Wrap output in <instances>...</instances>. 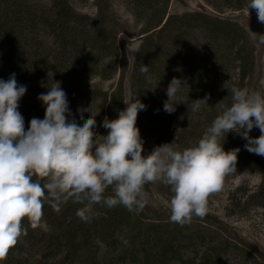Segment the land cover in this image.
Here are the masks:
<instances>
[{
    "label": "trees",
    "instance_id": "trees-1",
    "mask_svg": "<svg viewBox=\"0 0 264 264\" xmlns=\"http://www.w3.org/2000/svg\"><path fill=\"white\" fill-rule=\"evenodd\" d=\"M59 1L42 4L0 0V80L7 81L14 73L17 84L27 86L18 108L25 130L32 118H44L45 106L37 97L56 85L67 95L72 113L69 119L75 118L82 125L78 108L100 110L94 131L98 136L107 135L108 130L101 126L103 119H116L118 111L126 108L127 78L130 100L139 99L146 106L138 112L136 121L142 141L155 146L174 142L178 150H183L194 145L211 126L219 114L217 103L222 99L230 103L228 90H222L226 81L248 90L256 85V45L244 23L224 15L227 10H247L248 0H204L211 10L199 6L182 14L169 13L171 0H123L135 22L142 23L132 67L120 36L134 37V32L113 12V0H97V12L92 17L70 10L68 4ZM71 15L88 17V24L83 30L78 24L71 26ZM46 35L52 38L48 41ZM142 65L148 66L147 76L140 72ZM174 77L187 82L178 93L177 103L208 96V105L189 114L188 103H180L174 113L165 112L166 90ZM116 79L108 89L101 86L103 81ZM83 115L86 120L90 113ZM260 134L255 127L249 133L251 137ZM220 142L225 151L240 149L237 172L225 179L243 171L264 174V156L247 151V141L240 135L229 132ZM166 190L171 193L169 186ZM109 194L111 189L105 193ZM81 206L69 201L57 213L45 203L42 220L47 230H33L25 220L27 235L19 237L2 264H167L181 251L209 243L212 237L204 230L184 234L178 228H160L162 220L170 222L169 210L160 211L147 204L139 214L122 206L108 209L96 205L99 215L90 223L77 217ZM149 214L152 217L148 220ZM209 218L206 214L202 219L210 222ZM154 221L159 225L154 226ZM120 236L128 241L126 245ZM238 238L244 250L233 251L239 250L243 258L253 255L250 264H261L264 250L251 238ZM97 239L104 247L95 243ZM229 245H217L211 253L206 249L209 253L202 257V264H220Z\"/></svg>",
    "mask_w": 264,
    "mask_h": 264
},
{
    "label": "clouds",
    "instance_id": "clouds-1",
    "mask_svg": "<svg viewBox=\"0 0 264 264\" xmlns=\"http://www.w3.org/2000/svg\"><path fill=\"white\" fill-rule=\"evenodd\" d=\"M247 9L248 15L254 9L258 22L264 24V0H248ZM259 37L264 43V35ZM140 72L147 76L148 66L142 65ZM185 86L186 81L171 80L165 112L174 113L180 103H188L189 114L208 105V96L177 103ZM223 89L228 90L230 103L224 99L217 103L219 114L194 145L177 150L173 143H166L144 156L136 121L146 106L139 99L124 102L127 107L118 111L116 119L105 116L101 126L107 135L98 136L94 128L100 110L78 108L83 122L78 124L75 118L69 119L72 113L65 91L53 85L37 97L45 106L44 118H32L25 130L18 108L27 86L18 85L14 73L7 81L0 80V261L21 235H27L25 220L33 230H47L42 220L45 203L57 213L69 201L80 204L76 215L87 223L98 217L96 205L122 206L139 214L147 203L145 185L162 181L172 193L167 202L170 222L184 226L194 217L203 218L209 197L222 190L226 176L237 172L240 149H223L220 141L226 134L237 133L247 141V151L264 156V95L230 81ZM84 112L90 113L86 120ZM254 127L260 130L258 137L249 135ZM98 137L102 142H97ZM108 189L111 194L105 195ZM119 239L128 243L123 236ZM95 243L104 247L99 239Z\"/></svg>",
    "mask_w": 264,
    "mask_h": 264
},
{
    "label": "rangeland",
    "instance_id": "rangeland-1",
    "mask_svg": "<svg viewBox=\"0 0 264 264\" xmlns=\"http://www.w3.org/2000/svg\"><path fill=\"white\" fill-rule=\"evenodd\" d=\"M38 3L48 4L55 0H34ZM58 1H56L57 4ZM61 3H66L70 6V10H74L85 16H94L97 12V0H60ZM113 12L124 24L128 23L130 31L134 32V37H129L126 34H122L120 38L124 41L125 50L129 60V65L132 67L134 58L140 45L141 34L138 32L141 22H135L129 6L123 0H113ZM199 6L211 10L210 6H207L204 0H171L169 13L170 14H182L184 12H191L197 9ZM71 12V11H70ZM72 14V12H71ZM226 17L233 19H239L244 23L250 32V36L256 45V64H255V78L256 85L250 86L249 91H260L264 95V43H261L260 35H264V24L259 23L257 19V13L248 9L243 11L227 10L224 12ZM88 17L86 19L74 18L71 15L68 22L71 26L78 24V29L83 30L86 24H88ZM41 33V32H40ZM54 35V33L51 31ZM50 40L52 36L46 35ZM55 39V37H54ZM41 40V39H40ZM56 40V39H55ZM97 80V79H96ZM114 81H103L101 86L108 89ZM98 82V81H97ZM259 84V85H258ZM261 86V90L260 87ZM125 100L130 101V84L125 79ZM127 107V105H126ZM102 138H97V142H101ZM174 147L178 150L174 142ZM157 147L150 141L143 140V152L142 155H149L153 149ZM264 174L260 171L248 172L243 171L240 174L228 177L224 180L223 188L220 192L215 193L209 197L207 214L212 218L211 221H203L202 218L194 217L190 224L181 226L176 223L164 221L160 228L169 227L170 230L178 228L184 234L189 232L194 233L193 230H204L212 234L210 241L198 244V246L190 249L188 247L184 251H181L177 258H172L167 264H202V257L211 253V250L226 243L230 244L228 249L223 255L222 262L220 264H250L254 259L253 255L248 258L240 257L239 250L243 251L244 248L240 243L238 236L251 238L258 246L264 250ZM145 198L147 205L153 208H158L160 211L169 210L167 202L171 198V193L166 190V185L162 181L146 184L144 187ZM168 212L162 213L167 214ZM151 214L146 219H150ZM214 217L218 218L214 219ZM153 220V219H152ZM160 222V221H159ZM220 224L218 226L217 224ZM154 226L159 225L158 221L152 223ZM165 233V232H164ZM223 233L226 236H223ZM215 236V238H214ZM183 240V239H182ZM224 242V243H223ZM242 242V241H241ZM207 243L209 245H207ZM239 250L234 252L233 249ZM206 249H210L207 253ZM232 251V252H230ZM264 264V260L261 261ZM3 261H0L2 264ZM97 263V261H96ZM89 264V263H87ZM132 264V263H130ZM217 264V263H215Z\"/></svg>",
    "mask_w": 264,
    "mask_h": 264
}]
</instances>
